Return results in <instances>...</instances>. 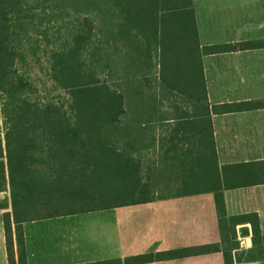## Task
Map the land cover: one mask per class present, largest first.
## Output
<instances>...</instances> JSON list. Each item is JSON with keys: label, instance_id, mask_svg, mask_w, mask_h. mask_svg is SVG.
Returning a JSON list of instances; mask_svg holds the SVG:
<instances>
[{"label": "trees", "instance_id": "16d2710c", "mask_svg": "<svg viewBox=\"0 0 264 264\" xmlns=\"http://www.w3.org/2000/svg\"><path fill=\"white\" fill-rule=\"evenodd\" d=\"M193 2L0 0V209H12L4 213L9 264H28L26 221L150 200L152 167L140 154L153 148L156 121L234 107H210ZM29 51L48 60L64 101L34 97L20 65ZM203 137L213 142L211 123ZM222 236L226 245L237 232Z\"/></svg>", "mask_w": 264, "mask_h": 264}, {"label": "crops", "instance_id": "0c3cea01", "mask_svg": "<svg viewBox=\"0 0 264 264\" xmlns=\"http://www.w3.org/2000/svg\"><path fill=\"white\" fill-rule=\"evenodd\" d=\"M193 8L210 107H234L156 121L153 160L142 158L152 167L150 200L24 222L28 264L135 256H145L136 264H226L225 249L234 264H264V0H194ZM210 123L212 143L203 137ZM5 211L0 264H9ZM234 232L224 245L222 233Z\"/></svg>", "mask_w": 264, "mask_h": 264}, {"label": "rangeland", "instance_id": "374dc122", "mask_svg": "<svg viewBox=\"0 0 264 264\" xmlns=\"http://www.w3.org/2000/svg\"><path fill=\"white\" fill-rule=\"evenodd\" d=\"M31 46V43L26 44V48ZM21 67L24 69L26 75L30 77L31 82L34 85V88H37L38 93L34 94V97H40L44 100L50 99H60L64 101L66 99V93L63 90L55 89L52 82L48 78L46 74L48 67V60L43 57L40 53L38 55H34L32 51H29L28 56L25 57L24 60L20 63ZM101 78H105L102 76ZM2 123V120H1ZM140 157H147V161L153 160V151L152 149L149 151H143L140 154ZM122 184V179L120 182L116 183V185ZM2 195H9V191L3 193ZM10 209V207H9Z\"/></svg>", "mask_w": 264, "mask_h": 264}, {"label": "water", "instance_id": "95a60500", "mask_svg": "<svg viewBox=\"0 0 264 264\" xmlns=\"http://www.w3.org/2000/svg\"><path fill=\"white\" fill-rule=\"evenodd\" d=\"M5 192L6 191H3V193ZM239 234L241 237L245 238L247 241L251 240L249 227L244 226V227L239 228Z\"/></svg>", "mask_w": 264, "mask_h": 264}]
</instances>
